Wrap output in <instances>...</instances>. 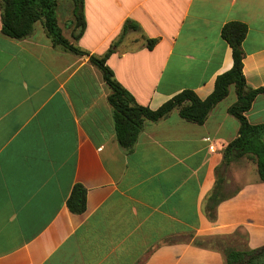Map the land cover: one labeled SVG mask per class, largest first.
I'll return each instance as SVG.
<instances>
[{
    "label": "crops",
    "instance_id": "obj_1",
    "mask_svg": "<svg viewBox=\"0 0 264 264\" xmlns=\"http://www.w3.org/2000/svg\"><path fill=\"white\" fill-rule=\"evenodd\" d=\"M84 1L79 40L74 3L57 16L63 35L90 55L104 56L126 23L139 27L107 65L142 106L158 110L185 90L207 99L234 64L221 36L229 22L248 26L244 76L249 88H264V0ZM39 23L30 37L11 39L0 10V264H226V250L264 246L257 162L224 165L241 127L228 112L234 85L205 124L175 110L146 121L128 151L102 71L54 47ZM148 40H157L152 50ZM245 115L264 124V93ZM76 184L87 189L82 215L67 207Z\"/></svg>",
    "mask_w": 264,
    "mask_h": 264
},
{
    "label": "trees",
    "instance_id": "obj_2",
    "mask_svg": "<svg viewBox=\"0 0 264 264\" xmlns=\"http://www.w3.org/2000/svg\"><path fill=\"white\" fill-rule=\"evenodd\" d=\"M74 3L73 38L79 40L86 30L84 0H71ZM58 0H0L2 34L15 40L30 37L35 25L42 23L48 38L54 47H63L78 56H88L90 62L103 73L106 84L111 89L108 101L113 109L119 145L131 151L144 130L146 121L157 123L177 110L185 121L203 125L212 110L229 95L230 87L235 86L238 100L229 107L228 112L240 122L237 139L231 142L224 151V165L251 157L256 160L258 173L264 182V124L251 125L246 113L251 109L256 97L264 93V88L251 89L244 76L243 43L248 35V26L241 22H229L222 28L221 36L232 48L234 64L230 71L219 76L214 92L205 100H201L192 90H185L166 102L158 110L137 103L134 96L115 78L107 60L114 53L115 47L122 41L129 30L139 27L126 23L120 41L112 45L102 56L90 55L72 44L62 32L59 25L57 10ZM157 40H148L147 46L153 49ZM216 191L210 197L215 201ZM67 207L73 214L82 215L87 210V189L76 184L67 200ZM214 218V214H210ZM226 264H264V246L249 251L226 250Z\"/></svg>",
    "mask_w": 264,
    "mask_h": 264
},
{
    "label": "rangeland",
    "instance_id": "obj_3",
    "mask_svg": "<svg viewBox=\"0 0 264 264\" xmlns=\"http://www.w3.org/2000/svg\"><path fill=\"white\" fill-rule=\"evenodd\" d=\"M71 0H58V4H59V8H58V13L60 11L61 15L63 16V18L66 17V12L68 11L69 7L68 5L71 4ZM68 4V5H67ZM61 22L66 23V20H61ZM38 25H40V23H38ZM233 96H230V99H232ZM236 189V185H228L225 190L223 191L224 194H230L233 193L234 190Z\"/></svg>",
    "mask_w": 264,
    "mask_h": 264
}]
</instances>
